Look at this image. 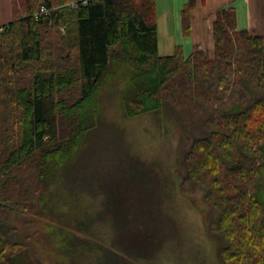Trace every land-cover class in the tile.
Instances as JSON below:
<instances>
[{
    "label": "trees",
    "instance_id": "1",
    "mask_svg": "<svg viewBox=\"0 0 264 264\" xmlns=\"http://www.w3.org/2000/svg\"><path fill=\"white\" fill-rule=\"evenodd\" d=\"M41 5L52 13L37 16ZM195 6L184 5L185 32ZM213 37V58L163 57L156 0H13L0 27V264H34L16 223L39 214L49 178L90 130L101 81L125 69L142 83L123 113L179 132V189L208 208L220 264H264V37L237 30L233 10L217 14ZM60 117L75 120L67 137Z\"/></svg>",
    "mask_w": 264,
    "mask_h": 264
},
{
    "label": "rangeland",
    "instance_id": "2",
    "mask_svg": "<svg viewBox=\"0 0 264 264\" xmlns=\"http://www.w3.org/2000/svg\"><path fill=\"white\" fill-rule=\"evenodd\" d=\"M115 73L101 81L95 106L86 111L90 130L77 152L49 178L46 204L29 227L16 223L31 236L29 260L220 264L206 231L208 208L199 193L179 189V132L152 113L126 117L121 99L134 95L142 81L135 84L131 70ZM74 121L60 117L61 136L70 135ZM258 196L264 204V188Z\"/></svg>",
    "mask_w": 264,
    "mask_h": 264
},
{
    "label": "crops",
    "instance_id": "3",
    "mask_svg": "<svg viewBox=\"0 0 264 264\" xmlns=\"http://www.w3.org/2000/svg\"><path fill=\"white\" fill-rule=\"evenodd\" d=\"M188 1L156 0L157 47L160 56L173 55L179 48L186 55L202 51L213 58V25L217 14L223 10L236 13L237 30L264 37V0H196L188 32H185L182 11ZM11 21L13 0H0V27Z\"/></svg>",
    "mask_w": 264,
    "mask_h": 264
},
{
    "label": "built area",
    "instance_id": "4",
    "mask_svg": "<svg viewBox=\"0 0 264 264\" xmlns=\"http://www.w3.org/2000/svg\"><path fill=\"white\" fill-rule=\"evenodd\" d=\"M76 5H77L76 1H73L69 4L70 8H72V9L76 8ZM52 11H53V9H49L46 6L41 5V6H39L36 15L37 16L38 15H47L48 16L52 13Z\"/></svg>",
    "mask_w": 264,
    "mask_h": 264
},
{
    "label": "bare ground",
    "instance_id": "5",
    "mask_svg": "<svg viewBox=\"0 0 264 264\" xmlns=\"http://www.w3.org/2000/svg\"><path fill=\"white\" fill-rule=\"evenodd\" d=\"M70 10H72V9L70 8Z\"/></svg>",
    "mask_w": 264,
    "mask_h": 264
}]
</instances>
